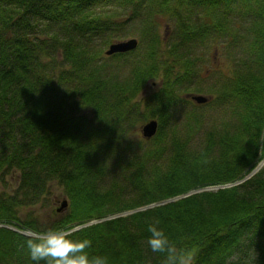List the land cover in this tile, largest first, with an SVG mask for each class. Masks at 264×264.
<instances>
[{
	"label": "trees",
	"instance_id": "16d2710c",
	"mask_svg": "<svg viewBox=\"0 0 264 264\" xmlns=\"http://www.w3.org/2000/svg\"><path fill=\"white\" fill-rule=\"evenodd\" d=\"M112 3L128 10L126 19L95 11ZM240 10L249 20L250 58L221 95L235 123L207 131L192 148V133H170L191 76L178 51L210 28L225 32L222 19ZM164 16L174 20L176 38L161 50ZM148 17L136 49L108 57L140 53L153 28L145 55L132 60L122 82L102 73L101 49L90 57L86 50L92 39L108 45L130 20ZM157 77L159 85L140 96ZM151 118L158 129L144 140L137 125ZM127 155L129 169L112 173ZM263 158L264 0H0V174H19L14 192L0 193V264H34L26 241L36 237L7 226L87 240L85 252L108 264H166L167 253L147 244L149 225L178 251L194 249L192 264H243L250 256L264 264V166L244 179ZM53 185L67 207L47 225L29 213L20 218L18 207Z\"/></svg>",
	"mask_w": 264,
	"mask_h": 264
},
{
	"label": "rangeland",
	"instance_id": "374dc122",
	"mask_svg": "<svg viewBox=\"0 0 264 264\" xmlns=\"http://www.w3.org/2000/svg\"><path fill=\"white\" fill-rule=\"evenodd\" d=\"M95 11L102 16H109L116 20L126 19L128 13V10L114 3L98 7ZM211 16L221 17V13L220 11H215ZM228 16L226 19H222L224 23L229 25L225 32H216L215 29L210 28L203 39L192 43L186 48L181 47L180 51H178L181 58L187 59L191 63L189 65L191 76L188 88L183 89V92L186 93H182L185 102L175 109L174 118L170 123V133L177 135V138L186 136L187 133H192L191 139H188V146L195 149L202 145L207 131L222 130L224 127L231 128V124L235 123L234 118L231 119V102L228 99L221 98V95H223L224 88H227L226 86H228V80L231 76L236 71H243L244 67L247 68L248 66L246 61L250 58L249 42L251 32L249 20L245 18L244 12L241 10L235 11L234 13L231 12ZM199 17H193V21L197 23L200 20ZM148 19L149 17L144 20V23L140 19L130 20L126 27L118 31L113 41L136 38L138 46L139 36L144 34L142 33V29H144L143 25L148 22ZM174 24V20L168 16H164V19L159 20V33L166 40L162 43L161 50L167 41L171 44V41L175 40L176 31ZM152 33L153 28L149 30L148 36L143 40L141 49L138 51L140 53L136 55L130 54V56L121 61L106 57L104 51L107 45H103L98 38L92 39L91 44H89L86 50L90 57L94 53L97 54L98 50L101 49V55L105 59H102L101 55H99L98 58H100H96V63H105L106 67L102 69V73L115 76L117 77V81L122 82L133 61L145 55L144 51L148 48L149 38L152 37ZM158 85V77L149 81L140 96L153 90ZM197 94L206 96L208 98L207 102L198 104L193 101L192 95ZM140 110H142V106ZM85 113L88 115L89 111L86 110ZM190 113L195 115L197 123L193 121L194 119L191 118ZM168 132L169 128L166 127L165 133L167 134ZM138 134L140 135L139 131ZM132 159L133 156L127 155L124 158V162L120 163V165H117V162L114 161V165L110 169L111 172L115 173V175L123 173L130 167L126 168L127 164L133 163ZM263 166L264 161L259 162L255 167V172ZM18 178V171L14 169H8L4 173H1L0 193L12 194L18 186ZM64 199L66 200V197L62 193L61 188L53 185L48 188V194L39 198L34 204L19 206V216L20 218H24L29 213L36 217L40 226L47 225L57 214L62 212H57L56 209ZM254 258L255 256H250V259L243 264H257Z\"/></svg>",
	"mask_w": 264,
	"mask_h": 264
},
{
	"label": "clouds",
	"instance_id": "9594fccd",
	"mask_svg": "<svg viewBox=\"0 0 264 264\" xmlns=\"http://www.w3.org/2000/svg\"><path fill=\"white\" fill-rule=\"evenodd\" d=\"M147 244L152 252H166V264H192L194 249L178 251L173 247L165 233L158 227L149 225ZM41 237L26 241L28 255L34 264H108L107 258L90 256L85 252L89 246L87 240H68L65 234L55 229H49ZM71 245V246H69Z\"/></svg>",
	"mask_w": 264,
	"mask_h": 264
},
{
	"label": "water",
	"instance_id": "95a60500",
	"mask_svg": "<svg viewBox=\"0 0 264 264\" xmlns=\"http://www.w3.org/2000/svg\"><path fill=\"white\" fill-rule=\"evenodd\" d=\"M137 46V40L136 38H128L125 40H120V41H114L110 43L106 50H105V55L110 56L115 53H126L134 50ZM191 98L196 103H205L207 101V98L203 95L197 94L193 95ZM158 127V122L156 119H150L147 122H144L140 127H139V132L141 136L145 140H149L152 138L157 130ZM65 207H67V201L64 199L61 202V205L56 209L57 212L62 211Z\"/></svg>",
	"mask_w": 264,
	"mask_h": 264
}]
</instances>
